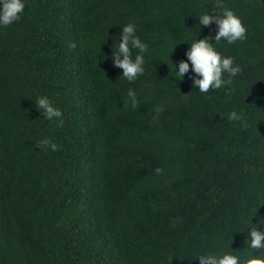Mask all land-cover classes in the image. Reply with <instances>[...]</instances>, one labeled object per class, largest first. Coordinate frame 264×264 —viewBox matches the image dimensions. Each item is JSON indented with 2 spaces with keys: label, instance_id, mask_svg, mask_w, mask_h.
<instances>
[{
  "label": "trees",
  "instance_id": "1",
  "mask_svg": "<svg viewBox=\"0 0 264 264\" xmlns=\"http://www.w3.org/2000/svg\"><path fill=\"white\" fill-rule=\"evenodd\" d=\"M214 3L26 0L0 27V264H199L198 252L245 251L239 231L264 219V0H223L246 27L217 46L241 67L231 83L200 93L172 74L189 46L180 37ZM128 22L148 44L131 83L109 47ZM42 94L59 121L35 107ZM233 109L245 124L227 119ZM45 137L55 151L37 147Z\"/></svg>",
  "mask_w": 264,
  "mask_h": 264
},
{
  "label": "clouds",
  "instance_id": "2",
  "mask_svg": "<svg viewBox=\"0 0 264 264\" xmlns=\"http://www.w3.org/2000/svg\"><path fill=\"white\" fill-rule=\"evenodd\" d=\"M25 3L26 0H0V27L19 20ZM194 16L198 20L196 24L198 28L194 32L187 31L180 37V41L187 42L189 46L183 53L184 58L178 60L175 66L171 63L172 74L175 80H182L187 75L193 89L200 93H207L210 89H220L231 83L232 78L241 72V67L235 63L234 57L222 54L217 46L221 43L233 44L245 40L246 27L239 15L224 5L223 0H215L214 5L207 10L202 9ZM210 24L215 25L214 34L197 38L200 26L207 27ZM177 43L171 44L170 49L172 50ZM109 47L111 63L122 70L120 76L125 80L130 83L134 82L145 73V53L148 52V44L137 34L134 22H128L119 27L118 35L112 38ZM171 50L168 52V59ZM100 58L104 59L103 56ZM127 97L128 103L134 108L138 103L135 89L129 88ZM33 101L43 119L53 120L55 118L59 121L62 116L61 109L55 106L47 95H38ZM227 119L246 123L243 110L229 111ZM40 146H46L53 151L57 147L46 137L38 141L37 147ZM262 201H264V194L257 200L256 205ZM259 221L252 223L249 219L247 221L249 227L239 231L247 233L244 241L246 242L245 251L239 254L235 251H205L196 253L194 258L198 259L199 264H264V242H262L264 241V219H259ZM229 245L227 247L232 249Z\"/></svg>",
  "mask_w": 264,
  "mask_h": 264
}]
</instances>
